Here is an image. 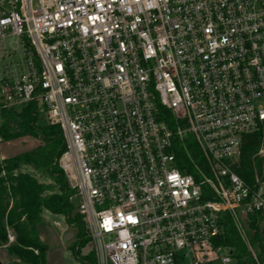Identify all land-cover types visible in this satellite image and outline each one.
I'll use <instances>...</instances> for the list:
<instances>
[{
    "label": "built area",
    "instance_id": "built-area-1",
    "mask_svg": "<svg viewBox=\"0 0 264 264\" xmlns=\"http://www.w3.org/2000/svg\"><path fill=\"white\" fill-rule=\"evenodd\" d=\"M0 53V124L31 105L61 126L97 264L235 260L226 216L244 240L264 220V179L232 168L264 123V0H0Z\"/></svg>",
    "mask_w": 264,
    "mask_h": 264
},
{
    "label": "trees",
    "instance_id": "trees-1",
    "mask_svg": "<svg viewBox=\"0 0 264 264\" xmlns=\"http://www.w3.org/2000/svg\"><path fill=\"white\" fill-rule=\"evenodd\" d=\"M32 110L29 105L21 111L3 110L1 114L2 140L33 135L41 143L35 151L19 153L9 162L0 157V242L7 243L11 231L15 235L11 251L23 260L16 264H45L46 245L40 238V225L45 221L44 211H49L62 214L66 223L76 228V241L70 247L72 253L85 264H97L94 255H80L88 229L83 215L79 211L73 213L77 205L71 198L76 191L59 165V158L67 149L62 128L58 124L40 123L38 113ZM176 152L184 172L197 176V167L208 170L200 148L192 139L178 144ZM24 165H30L51 182L40 181L36 175L22 171ZM232 168L250 184L264 179V123L258 130L244 135L239 159ZM262 219L249 215L247 235L255 258L232 218L226 216L224 233L217 244L235 248L236 264H264V228L259 225Z\"/></svg>",
    "mask_w": 264,
    "mask_h": 264
},
{
    "label": "rangeland",
    "instance_id": "rangeland-1",
    "mask_svg": "<svg viewBox=\"0 0 264 264\" xmlns=\"http://www.w3.org/2000/svg\"><path fill=\"white\" fill-rule=\"evenodd\" d=\"M16 38H8L5 41L6 47H13L20 52L21 47L16 44ZM1 54V53H0ZM2 61L0 60V70ZM40 123H47L46 117L39 115ZM41 140L33 135H24L13 139H6L0 142V157L4 161H11L17 154L26 151H35ZM60 165V163H59ZM61 166V165H60ZM62 168V166H61ZM63 169V168H62ZM22 171L30 172L36 175L40 181L51 182L47 177H43L38 174L33 167L30 165H24L21 167ZM65 172V170L63 169ZM66 175V172H65ZM67 178V175H66ZM68 180V178H67ZM75 203L77 202V197L74 195L71 198ZM73 213H78V209L75 208ZM45 221L40 225V238L46 245L45 264H85L77 258L74 253H72L70 247L76 241V228L66 223L65 217L62 214H54L49 211H44L43 213ZM260 227L264 228V220L259 221ZM248 229V222H247ZM68 235V237H67ZM248 236V235H247ZM250 249L252 250L249 239L245 240ZM15 242V235L13 232H9V237L7 243L0 242V264H16L23 263V260L17 258L15 253L11 251V245ZM89 238L87 236L81 247V254H92L89 252L90 246L88 245ZM264 245V241H263ZM253 255L255 252L252 250ZM216 264H221L217 262ZM231 264H236L235 260Z\"/></svg>",
    "mask_w": 264,
    "mask_h": 264
},
{
    "label": "water",
    "instance_id": "water-1",
    "mask_svg": "<svg viewBox=\"0 0 264 264\" xmlns=\"http://www.w3.org/2000/svg\"><path fill=\"white\" fill-rule=\"evenodd\" d=\"M67 237H68V235H67Z\"/></svg>",
    "mask_w": 264,
    "mask_h": 264
}]
</instances>
